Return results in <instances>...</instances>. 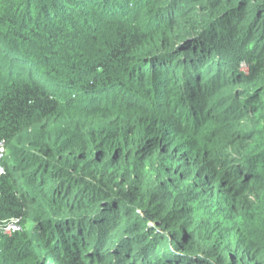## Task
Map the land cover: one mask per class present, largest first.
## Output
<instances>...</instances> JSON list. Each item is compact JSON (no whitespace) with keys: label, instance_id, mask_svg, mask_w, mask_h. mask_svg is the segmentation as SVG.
<instances>
[{"label":"trees","instance_id":"trees-1","mask_svg":"<svg viewBox=\"0 0 264 264\" xmlns=\"http://www.w3.org/2000/svg\"><path fill=\"white\" fill-rule=\"evenodd\" d=\"M0 142V264H264V0H0Z\"/></svg>","mask_w":264,"mask_h":264},{"label":"rangeland","instance_id":"rangeland-1","mask_svg":"<svg viewBox=\"0 0 264 264\" xmlns=\"http://www.w3.org/2000/svg\"><path fill=\"white\" fill-rule=\"evenodd\" d=\"M207 43V41L205 42V43H202V44H206ZM183 48H186V47H183ZM191 48H193V47H188L187 49H191ZM43 61V60H42ZM245 72H247L248 71V69H247V67H244V68H242ZM242 69H239L240 71L242 70ZM246 90V89H245ZM207 119H210L209 118V116H208V118H206V120H205V122H204V124L205 125H208V122H207ZM3 151H4V149H3ZM25 194H27V195H29V193L28 192H25ZM138 210V212H139V209H137ZM54 211H58L57 213H53ZM43 212V218L45 217V219H47V220H49V221H59V224H62V222L63 221H65L66 223H68L69 221H70V219L68 218V217H66L65 219H63V217H65V216H67V215H64V212H63V210H57V208H51V207H48L45 211H42ZM29 215H30V213H33L34 214V211H32V210H29ZM41 213V211H39V210H35V214H40ZM51 213V214H50ZM17 220H19V218H16ZM56 219V220H55ZM33 223H35V222H33L32 221V219H31V217L29 216L26 220H25V223L24 224H22V225H20L19 223H18V221H17V226H18V229L17 230H27V232H28V234H29V232H31L32 230H34L33 228L34 227H32L33 226ZM65 223V224H66ZM15 232V231H14ZM11 233H13V232H11ZM10 233V234H11ZM115 234V233H114ZM115 237H113V244L115 243V241H116V235H114ZM118 240V239H117ZM111 243V244H112ZM113 244H112V246L111 247H113ZM75 246H77V244H75ZM110 251V250H109ZM24 252V251H23ZM7 264H9V262L7 261Z\"/></svg>","mask_w":264,"mask_h":264},{"label":"built area","instance_id":"built-area-1","mask_svg":"<svg viewBox=\"0 0 264 264\" xmlns=\"http://www.w3.org/2000/svg\"><path fill=\"white\" fill-rule=\"evenodd\" d=\"M3 149H4L3 143L0 142V160L4 153ZM2 172H3V168L0 164V174ZM16 223H17V220H10V221L4 222V226L2 230L5 231L6 233H9L8 231H11V232L17 231L18 226Z\"/></svg>","mask_w":264,"mask_h":264},{"label":"snow or ice","instance_id":"snow-or-ice-1","mask_svg":"<svg viewBox=\"0 0 264 264\" xmlns=\"http://www.w3.org/2000/svg\"><path fill=\"white\" fill-rule=\"evenodd\" d=\"M253 226L255 228H258L262 233H264V220H261L258 224L255 223L254 219H253Z\"/></svg>","mask_w":264,"mask_h":264},{"label":"clouds","instance_id":"clouds-1","mask_svg":"<svg viewBox=\"0 0 264 264\" xmlns=\"http://www.w3.org/2000/svg\"><path fill=\"white\" fill-rule=\"evenodd\" d=\"M3 168V167H2ZM3 173V172H2Z\"/></svg>","mask_w":264,"mask_h":264}]
</instances>
